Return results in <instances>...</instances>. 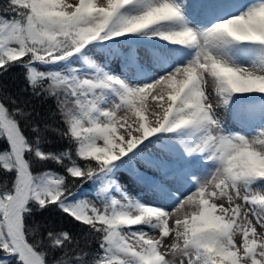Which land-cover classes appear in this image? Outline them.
Listing matches in <instances>:
<instances>
[{
    "label": "snow or ice",
    "instance_id": "snow-or-ice-1",
    "mask_svg": "<svg viewBox=\"0 0 264 264\" xmlns=\"http://www.w3.org/2000/svg\"><path fill=\"white\" fill-rule=\"evenodd\" d=\"M11 71L0 264H264V0H0Z\"/></svg>",
    "mask_w": 264,
    "mask_h": 264
},
{
    "label": "trees",
    "instance_id": "trees-1",
    "mask_svg": "<svg viewBox=\"0 0 264 264\" xmlns=\"http://www.w3.org/2000/svg\"><path fill=\"white\" fill-rule=\"evenodd\" d=\"M23 81L20 78L18 71H11L5 76H0V94L8 93L12 95L19 94L21 88H23ZM36 111L40 113L39 118H48L49 113L53 108L52 102L41 103L40 101H33ZM2 179V178H0ZM37 221L52 224L57 228L63 227L65 230H71L75 233L80 232L78 225H74L66 218H62L59 213L45 212L42 215L38 214L35 218Z\"/></svg>",
    "mask_w": 264,
    "mask_h": 264
}]
</instances>
